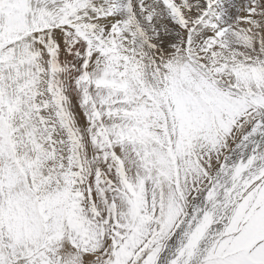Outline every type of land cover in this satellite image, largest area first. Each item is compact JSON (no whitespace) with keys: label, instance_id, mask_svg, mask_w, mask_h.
<instances>
[{"label":"snow or ice","instance_id":"obj_1","mask_svg":"<svg viewBox=\"0 0 264 264\" xmlns=\"http://www.w3.org/2000/svg\"><path fill=\"white\" fill-rule=\"evenodd\" d=\"M0 264H264V0H0Z\"/></svg>","mask_w":264,"mask_h":264}]
</instances>
